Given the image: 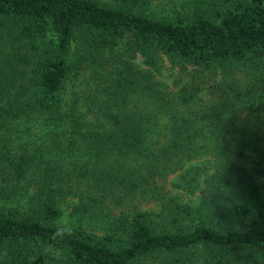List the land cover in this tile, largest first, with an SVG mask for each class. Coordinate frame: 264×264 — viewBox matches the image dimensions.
I'll return each mask as SVG.
<instances>
[{
    "label": "trees",
    "instance_id": "trees-1",
    "mask_svg": "<svg viewBox=\"0 0 264 264\" xmlns=\"http://www.w3.org/2000/svg\"><path fill=\"white\" fill-rule=\"evenodd\" d=\"M148 3L0 0V264H264V0Z\"/></svg>",
    "mask_w": 264,
    "mask_h": 264
},
{
    "label": "rangeland",
    "instance_id": "rangeland-1",
    "mask_svg": "<svg viewBox=\"0 0 264 264\" xmlns=\"http://www.w3.org/2000/svg\"><path fill=\"white\" fill-rule=\"evenodd\" d=\"M101 2H106L107 4L114 5V0H99ZM201 3V0H149L148 4H143L142 8L147 9L150 8L152 13L155 15H161V16H173L177 13L187 12L191 11L195 5H198ZM133 61H137V57L133 59ZM169 63L166 60H163V62L160 64V68L158 71V76L164 78L167 83L171 85L172 80L176 76L175 68L172 69L168 65ZM190 68V66H187ZM29 68V65H28ZM175 71L174 75L172 72ZM217 76V72L209 71V70H203L201 73L196 75V82H198V93H212L211 92V85L214 84L215 78ZM187 76H183V79H186ZM89 83H91V86H94L93 83L98 82L97 79L93 82L92 79L88 78ZM87 80V81H88ZM77 85L82 86L84 82L80 81L79 79H76ZM99 82H105V80H99ZM106 82H109V80H106ZM65 213L62 214V216L56 221L58 225L67 227L71 226V222L68 220Z\"/></svg>",
    "mask_w": 264,
    "mask_h": 264
}]
</instances>
